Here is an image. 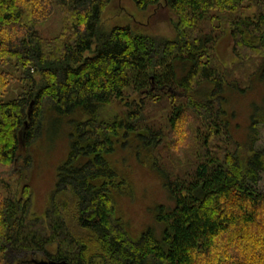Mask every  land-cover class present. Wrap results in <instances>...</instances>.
<instances>
[{
  "label": "trees",
  "instance_id": "1",
  "mask_svg": "<svg viewBox=\"0 0 264 264\" xmlns=\"http://www.w3.org/2000/svg\"><path fill=\"white\" fill-rule=\"evenodd\" d=\"M111 1L0 0V264H13L11 254L66 264H264V149H253L252 133L241 152L223 119L226 90L243 92L264 72V0H131L142 12L163 4L172 38L129 25L105 31ZM54 12L60 29L46 39L38 26ZM225 32L229 68L214 49ZM126 91L140 98L125 118L101 120V107ZM73 110L84 119L44 219H33L31 147L50 113ZM119 130L146 138L174 202L158 217L160 239L148 231L131 240L114 217L110 188L124 181L103 155Z\"/></svg>",
  "mask_w": 264,
  "mask_h": 264
},
{
  "label": "rangeland",
  "instance_id": "2",
  "mask_svg": "<svg viewBox=\"0 0 264 264\" xmlns=\"http://www.w3.org/2000/svg\"><path fill=\"white\" fill-rule=\"evenodd\" d=\"M244 14L252 17L253 10H246ZM173 20L172 13L163 4L142 12L135 8L131 0H112L101 17V26L107 31L112 27L129 25L144 35L172 38ZM59 29L60 17L55 12L45 23L38 26L40 35L46 39H51ZM231 48L230 37L225 32L214 48L221 68H229L234 64L235 58ZM251 72L252 68L248 73ZM241 87L243 85H240ZM139 98L140 93L126 91L122 99H114L109 105L101 107L100 119H124L128 105L133 101L138 102ZM224 98L223 119L227 121L228 131L239 144L241 152H246L252 143V133L256 136L253 149H264V72L255 74L249 88L243 92L228 88ZM83 119V115L73 110L65 116L50 113L43 121L42 136L31 147L34 161L28 175L32 202L31 218L44 219L50 194L55 189L59 168L68 158L71 143L77 136V124ZM157 119L162 125L164 117L159 115ZM118 132L111 151L103 155L108 166L117 175L116 179L124 181L118 188H110L114 200V217L123 225L131 240L140 239V236L148 231L160 239L162 224L159 223L158 217L164 210L173 207L174 202L169 197L165 180L153 167L146 138L124 136L122 130ZM178 155L183 156L182 153ZM83 160L86 158L81 161ZM117 181L115 180V183ZM259 181L258 189L264 190V176ZM48 250L53 252L54 247ZM10 260L13 264L20 260L30 262L25 264L47 261L39 254L33 258L29 254H11Z\"/></svg>",
  "mask_w": 264,
  "mask_h": 264
},
{
  "label": "water",
  "instance_id": "3",
  "mask_svg": "<svg viewBox=\"0 0 264 264\" xmlns=\"http://www.w3.org/2000/svg\"><path fill=\"white\" fill-rule=\"evenodd\" d=\"M30 108H31V105H30ZM38 264H66L65 262H53V261H42V262H39Z\"/></svg>",
  "mask_w": 264,
  "mask_h": 264
}]
</instances>
